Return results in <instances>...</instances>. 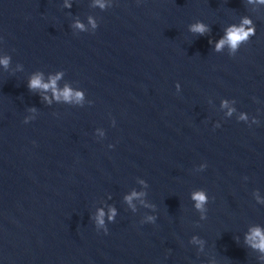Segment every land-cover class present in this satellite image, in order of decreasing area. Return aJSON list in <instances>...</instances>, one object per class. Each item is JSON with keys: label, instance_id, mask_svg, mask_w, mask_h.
<instances>
[{"label": "water", "instance_id": "1", "mask_svg": "<svg viewBox=\"0 0 264 264\" xmlns=\"http://www.w3.org/2000/svg\"><path fill=\"white\" fill-rule=\"evenodd\" d=\"M262 237L264 3L0 0V264H264Z\"/></svg>", "mask_w": 264, "mask_h": 264}, {"label": "clouds", "instance_id": "2", "mask_svg": "<svg viewBox=\"0 0 264 264\" xmlns=\"http://www.w3.org/2000/svg\"><path fill=\"white\" fill-rule=\"evenodd\" d=\"M260 2L264 3V0H260ZM194 31H198L200 33H203L205 31V28L203 25H196L193 29ZM248 33L244 32L243 29H240L238 31H234L232 33L229 34L228 36V40L231 43V45L233 47H235L238 42H240L241 40H244L247 38ZM223 43V41H221V44ZM4 63H7L6 61ZM55 81L53 80L52 85H41V82L39 80V78L33 79L30 83V87L35 88V87H40L43 86L45 88L50 87V86H54ZM68 93H65V96L67 98ZM199 202H203L205 197L202 194H198L195 197ZM201 203L197 204V207L201 206ZM254 235H260L259 232L257 231L256 233H254ZM256 247H259L261 249V251H264V237L261 238V241L259 244L255 245Z\"/></svg>", "mask_w": 264, "mask_h": 264}]
</instances>
